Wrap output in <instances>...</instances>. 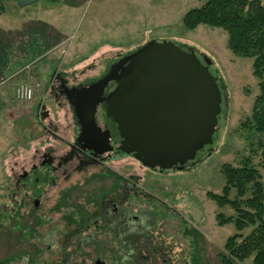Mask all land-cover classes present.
Returning <instances> with one entry per match:
<instances>
[{"label":"rangeland","instance_id":"rangeland-1","mask_svg":"<svg viewBox=\"0 0 264 264\" xmlns=\"http://www.w3.org/2000/svg\"><path fill=\"white\" fill-rule=\"evenodd\" d=\"M201 4L199 0H36L19 7L17 0H0V56L6 62L0 68V81H5L0 85V264H30L34 258L47 262L63 248L72 251L77 240H68V235L74 228L88 219L92 223L113 204L123 208L114 217L124 224L120 230H142L137 222L131 223L133 216L141 215L145 235L153 238L152 244L162 245L167 264H222L220 254L235 230L232 224L219 226L216 216L234 214L228 207L218 208L207 193H221L222 165L237 167L255 148L248 140L257 136H246L240 125L250 116L258 82L252 75V60L235 57L223 31L203 25L193 31L183 27V15ZM34 26L43 30L32 33ZM151 41L192 49L202 63L209 61L222 94L218 137L210 151H202L181 170L164 173L121 151L104 163L80 164L81 158H73L53 173L47 167L37 168L23 187L15 185L16 177L33 165L39 167L49 151L57 161L73 144L75 117L71 105L55 93L59 84L71 88L98 80L114 62ZM28 46L52 50L35 51L25 59ZM21 87L32 89L31 101L13 99ZM96 120L102 126L105 116L100 109ZM253 163L264 184L257 156ZM32 197L38 200L37 208ZM95 225L81 236L96 231L95 241L110 247L111 232ZM251 230L248 227L241 235ZM92 249L85 247L76 261L95 264V258L86 256L90 252L93 256ZM233 264H252V257Z\"/></svg>","mask_w":264,"mask_h":264},{"label":"water","instance_id":"water-1","mask_svg":"<svg viewBox=\"0 0 264 264\" xmlns=\"http://www.w3.org/2000/svg\"><path fill=\"white\" fill-rule=\"evenodd\" d=\"M122 60L116 73L110 70L75 90L71 106L79 126L77 142L98 156L113 149L109 131L96 123L97 106L104 104L105 117L116 127L117 149L148 169L181 170L209 150L218 137L222 102L209 61L202 63L193 50L167 41L148 42ZM110 82L115 88L104 96Z\"/></svg>","mask_w":264,"mask_h":264},{"label":"trees","instance_id":"trees-1","mask_svg":"<svg viewBox=\"0 0 264 264\" xmlns=\"http://www.w3.org/2000/svg\"><path fill=\"white\" fill-rule=\"evenodd\" d=\"M199 1L202 2L201 6L190 9L183 15V27L193 31L203 25L223 31L227 36L228 50L237 58L252 60V75L258 82V94L254 98L250 116L240 125L246 136H257L256 139L248 140L249 145L255 148L251 147L249 155L242 157L237 167L222 165L220 174L224 184L221 193H207L218 208L228 207L234 214L227 218L221 214L216 216L219 226L232 224L235 230V234L225 241L224 252L220 254L221 263L233 264L252 257V264H264V184L261 183L253 163V157L257 156L259 166L264 169V0ZM41 30L43 29L34 26L32 32ZM139 213L142 214V211ZM103 217L105 215L102 212V215L93 217L92 223L88 219L74 228L73 233L68 235V240H77L72 251L66 252L63 248L50 261L42 262L39 258H34L30 264H86L76 260L84 255L85 247L91 246L94 254L91 256V252L86 253L87 258L93 257L104 264L106 259L109 264H167L168 259L165 258L162 245L152 244L153 238L145 235V226L140 225L141 215L138 216L140 220L137 224L142 230H134L132 233L129 229L120 230L121 225L117 222L114 225L108 224V227H100L98 223ZM90 223L96 224L95 227L101 231L104 228L111 232L114 242L110 241V247L105 248L104 242L95 241L96 231L81 236ZM248 227H252V230L243 237L241 232ZM114 246L118 248L113 250Z\"/></svg>","mask_w":264,"mask_h":264},{"label":"flooded vegetation","instance_id":"flooded-vegetation-1","mask_svg":"<svg viewBox=\"0 0 264 264\" xmlns=\"http://www.w3.org/2000/svg\"><path fill=\"white\" fill-rule=\"evenodd\" d=\"M123 58L114 62L110 66V68L106 71V73L102 77H100L98 80L104 78L110 72V70H111V73H114V72L116 73L117 69L122 64V62H121V64H119V62ZM98 80H95V81L89 82V83L84 82V83L79 84L76 87H71V88L67 87L64 83H60L59 86L57 87V91L55 93L57 94V97H59V96L62 97L63 99H65L67 101V103H69V105H71V103L74 100L73 97H74L76 89L86 87V86H88V85H90V84H92ZM114 88H115V84L113 82H110L109 85L107 86V88L105 89L104 96H107ZM105 108H106V105L99 104L97 106V111H98V109H100L101 111H103L104 116H105ZM70 111H71V114L75 117L72 106H70ZM97 111H96V114H97ZM96 123L98 125L97 120H96ZM75 125H76L75 137H74L73 144L70 145L69 152L65 156L59 157V159L56 161V159L51 155V152L49 151L47 154H45L43 156L39 167H36L35 165H33L31 167L30 171L24 172L23 174L16 177L15 185L20 184L23 187L24 186L23 183L27 179H29V175H30L31 171H34L35 169L40 168V167H43V168L47 167L48 170L51 173H53V172L57 171V169L60 168L62 164H67L73 158H81V160H79L80 164H84L86 162L89 164L92 162L104 163L105 161H112L114 159L115 155L117 156L118 154H120V151L117 149V146L119 143V138H118V134L116 132V127L106 117H105V120H104L102 126L98 125V127H100L102 131H109L110 136L112 138V141L115 143V145L109 153H106L103 155H99V156L95 155L92 151L86 150L83 147V143L77 142V136L79 134V126H78L76 117H75ZM79 156H81V157H79ZM36 180H38V179H36ZM32 199H33L32 201H33L34 206L37 208L38 200L35 199L34 197H32ZM122 212H123V208H118L117 205L113 204L112 206H110V208H107L103 211L105 217H103V219H101V221L104 222V224H106V225H108V224L114 225V223H116V222L119 225L120 220H118V218L116 219L114 217L117 216L119 213H122ZM132 218L133 219L131 220V223L133 221L139 222V220H140L139 217H136V216H133ZM122 225H124V224H122ZM130 231H131V233L133 232L132 230H130Z\"/></svg>","mask_w":264,"mask_h":264},{"label":"built area","instance_id":"built-area-1","mask_svg":"<svg viewBox=\"0 0 264 264\" xmlns=\"http://www.w3.org/2000/svg\"><path fill=\"white\" fill-rule=\"evenodd\" d=\"M2 80V79H0ZM5 81H0V85H2ZM33 98V92L32 89L29 87H21L20 89H17L15 91V94L13 95V99L17 101H31Z\"/></svg>","mask_w":264,"mask_h":264},{"label":"crops","instance_id":"crops-1","mask_svg":"<svg viewBox=\"0 0 264 264\" xmlns=\"http://www.w3.org/2000/svg\"><path fill=\"white\" fill-rule=\"evenodd\" d=\"M33 33V32H32ZM35 34L37 33V32H34ZM15 45V44H14ZM22 45V44H21ZM13 47V46H12ZM47 49V51L48 50H52V49H50V47L49 48H38V49H36L35 47H31V46H28L27 48H25V54H24V56L26 57L25 59H27V58H29L30 57V59L32 58V56L33 55H35L36 54V52L35 51H39V50H46ZM48 54H46L45 56H47ZM22 59V58H21ZM25 59H22V60H25ZM3 59H1V56H0V68H2L3 66H5V64H6V62L4 63V61H2ZM4 63V64H3ZM16 66H19V65H16ZM6 68V67H5Z\"/></svg>","mask_w":264,"mask_h":264}]
</instances>
